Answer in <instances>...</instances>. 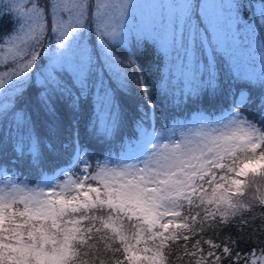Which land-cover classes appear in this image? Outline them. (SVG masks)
Instances as JSON below:
<instances>
[{
  "label": "snow or ice",
  "instance_id": "obj_1",
  "mask_svg": "<svg viewBox=\"0 0 264 264\" xmlns=\"http://www.w3.org/2000/svg\"><path fill=\"white\" fill-rule=\"evenodd\" d=\"M244 6V0H162L150 6L154 15L142 17L139 25L161 37L169 58L165 88L169 80L190 92L195 90L188 87L189 81L215 86L219 77L217 58L234 61L243 56L249 34L264 37V0H248V6L255 9V19L244 21L240 27ZM0 11L18 20L17 32L9 37L13 41L8 49L12 55L0 64V124L7 122V134L14 140L17 156H30V164L37 168L43 161L31 116L26 109H16L20 90H8L11 81L24 78L27 83L30 74L35 77L38 95L34 103L38 108L55 117L60 102L65 101L78 112L91 95L95 112L89 128L111 137L116 124L115 102L101 73L109 79L118 77L120 86L126 87L127 67L112 51V45L125 42V25L109 17L106 0H8L0 4ZM87 31L95 33L96 49L77 39ZM261 49L264 52V42ZM260 62L264 65V55ZM228 120L231 129L222 136V142L216 140V147H209L207 152L200 149L199 155L197 148L182 149L181 143L175 142L170 154L157 153L154 145L155 163H145L144 167L125 164L117 171L105 162L99 163L98 170L97 164L86 165L80 179L67 181L75 191L69 198L52 185L49 195L53 199L33 203L25 197L17 201L12 193L18 191L14 187L18 182L0 167L9 189L5 193L0 188V264H37L45 254L65 264H87L81 257L91 255V249L82 250L102 230L105 243L119 241L109 245L114 257L109 264H163L161 249L166 241L177 238L179 233L174 230L190 229L188 217L193 208L203 209L204 220H226L238 210L234 197L246 196L245 189L251 190L257 178L264 180V132L244 119ZM137 131L138 138L124 144L121 156L130 153L142 137L161 134L143 125ZM171 131L175 132V125ZM128 158L143 163L139 156ZM248 177L252 179L246 181ZM255 192L259 196L253 193V199L264 210V192L258 188ZM185 207L187 214L182 216L177 209ZM97 212L100 215H93ZM74 214L80 218L68 220L71 227L58 223ZM83 221L87 222L85 228L79 227ZM229 251L223 249L224 253ZM212 256L214 253H209V258ZM196 264L207 261L201 257ZM252 264H264V258Z\"/></svg>",
  "mask_w": 264,
  "mask_h": 264
},
{
  "label": "trees",
  "instance_id": "obj_2",
  "mask_svg": "<svg viewBox=\"0 0 264 264\" xmlns=\"http://www.w3.org/2000/svg\"><path fill=\"white\" fill-rule=\"evenodd\" d=\"M152 1L157 4L162 3V0H106L109 17L115 18L119 20L121 24L125 25L123 32V39L125 42H117L112 45V51L119 57L123 65L127 67L126 87L120 86L118 77L115 76V79H109L104 73H101V77L104 79V86L109 90L115 102L114 111L116 113V124L111 137H108L111 147L113 148L114 143L116 145L115 148L124 147L126 142L134 139L128 136V134L120 138V132L122 130L119 126V118L120 116H124L126 109L123 105L126 104L121 105L116 98H119L122 94L127 95L131 101L129 109L134 105L139 121H143L146 118L144 113V101L133 103L135 102V95L133 89L129 87L132 70L131 61L141 70L143 81L150 92L151 99L156 102L158 120L161 119V115L166 111V108L171 109V105L175 106V104L179 103L180 95L183 99L190 97V91H182L179 93V90H169L170 86H172L170 80L165 88L163 82L169 75V58L162 45L161 37L150 28H144L139 25V21L142 17L147 19L154 15V10L150 7L153 5ZM7 2L8 0H0V4ZM244 3L245 6L240 10L241 17L238 20V25L240 27H243L244 21L255 19L254 7L248 6V0H244ZM17 30V18L11 14L0 11V64L4 63L6 58L12 55V53L8 51L9 48L13 47V41L9 39V37L15 34ZM77 39L84 40L93 49L97 48L94 32H83ZM262 42H264V37H262L260 33L249 34V39L247 41L248 46L243 50V56H237L234 59L238 72L235 73L233 70L232 75H229V80L224 76L221 80L220 73V71L223 70L222 63L223 66H225L229 60L224 56L217 58L215 66L219 70V77L216 85L219 86L220 89L213 94L216 98V100L213 101L214 107L210 105V94L199 92L202 87L199 81H189L188 87L195 90L190 92V94L193 96H201L197 99L198 106L194 109L189 108V110H193V112H199V110L205 111L204 102L210 108V111L207 110L209 112L214 110V108L225 110L232 102L234 103L233 108L236 106L249 107L247 104H251L253 100H251V98L254 94V78L260 81L261 84H264V76H261V69L264 65L260 62L261 55H264L261 49ZM15 43L19 44L20 42L15 41ZM39 63L40 61H38V64ZM2 75L3 73L0 72V76ZM96 79L95 76L92 77L93 82H95ZM34 80V74H30L29 77H27V83L24 78H21L11 81L8 85V90H20L16 109H23V105L27 101L35 100L38 91ZM220 98L224 100L220 101ZM205 99L208 100L204 101ZM260 99H264V96H261ZM260 99L256 100V107H260L262 112L264 111V106L261 107L262 100ZM85 104L91 106L90 111L87 110ZM66 107H68L67 103L61 101L56 115L60 113V111L64 112ZM69 110L71 109L69 108ZM169 111H173V114H179L176 110L171 109ZM94 112L95 106L93 99L92 96L89 95L88 98L83 101V105L78 113H76L78 116H82V120H84L83 123L78 125V128H81V134L78 129V135H81L82 139L84 134L90 136L92 135V130L96 131L95 128L91 130L89 128L94 117ZM57 120V130H46V133L50 132L51 134L57 135V138L50 139V137H42L41 140H43V144L46 147H48V145L53 146L54 143H57L59 149H61L67 146L68 140L71 139V132L67 130L68 120L66 116L60 124L59 119ZM40 128L45 131L44 127ZM2 129L3 128H0V131ZM40 132L43 133V131ZM7 133L8 132L3 134L5 143L0 147V152L6 149L8 151L14 150V140H10ZM35 137L39 141L40 149L45 151L38 135H35ZM82 149L83 154L86 155L88 149L85 141L83 142ZM11 157L14 158V156ZM236 202L238 204V210L234 216H229L226 220L216 217L215 222H213L211 218L207 220L202 219L203 209L193 208L191 216L188 217V222L191 224L190 229L174 230L179 233L177 238L166 241L163 249H161L164 253L163 264H196V261L201 259V257L207 261V264H214L217 257L219 258L217 264H252L254 260L264 258V255H262V250H264V210H262L261 205H259L256 200L248 202L242 200ZM177 210L181 212L182 216L187 214V207L178 208ZM193 216L195 220L192 219ZM183 222L182 220L177 221V223ZM86 226V221H83L79 225L81 228H85ZM96 227H100L99 223L96 224ZM102 235L103 230L100 234H97L96 239L88 241L89 247L83 248V252H88L89 248L91 249V255H82L81 257L87 264H99L100 261H103V264H109V261L114 259L111 255L109 245L112 243L118 244L119 241H108L105 243V240L101 238ZM108 235L110 236L111 233H108ZM185 237H187V239H185ZM225 247L229 248L230 251L228 253L223 252ZM153 248L155 249V246H153ZM64 252L67 255L68 249H65ZM193 253H195V255H193ZM209 253H214V256L209 258ZM38 262L39 261H37V263ZM56 263L54 259H50L47 256L40 264ZM59 263L65 264V262Z\"/></svg>",
  "mask_w": 264,
  "mask_h": 264
},
{
  "label": "rangeland",
  "instance_id": "obj_3",
  "mask_svg": "<svg viewBox=\"0 0 264 264\" xmlns=\"http://www.w3.org/2000/svg\"><path fill=\"white\" fill-rule=\"evenodd\" d=\"M152 2L153 4H157L154 1ZM131 65V82L129 83V87H131L134 91L135 102L133 103L144 101V113L146 118L143 121H139L134 105L131 109H129V104L131 101L127 95L122 94L119 98H116V100H118L121 105L126 104L123 105L126 109V112L124 113V116H120L119 118V126L122 130L120 132V138L126 134H128L130 137H133L134 139L138 138L139 133L137 129L140 125L148 128H154L157 133L161 134L158 136L142 137L141 141L130 150V153H126L121 156L123 147L115 148V143L114 148L111 147L109 138L105 135L97 134V131L92 130V135L90 136L84 134L83 139L81 135H77L79 134V131L81 134V128L79 129L78 125L84 121L82 120V116H78L76 114L78 112H73L72 109L69 110V108L66 107L64 112L60 111L61 115L58 113L55 117H53L47 114L41 108H38L34 101L29 100L23 105V109H26L28 114L31 116L33 131L35 135H38L42 144V137H50V139L57 138V135L51 134L50 132H48V134L46 133V130H57V119H59L60 124L65 116L68 120L67 130L71 132V139L68 140L67 146L61 149H59V145H57V143H54L51 148H48L43 144L45 151L40 149L43 161L39 168L30 164V156L26 155L18 157L15 150L13 149L9 151L6 149L3 152H0V167H2L3 170L12 177L13 181L18 182V184H14V187L17 188L18 191L12 193L17 201L25 197L31 198L33 203L35 201L53 199V197L49 195V192L52 190L49 187L52 185L55 187L57 192L63 191L64 198H69L70 195H75L74 186L68 184L67 181L69 179H80V175H83V169L86 165L95 166L97 164L95 170H98L99 163L105 162L108 168H114L119 171L120 168H122L125 164L134 165L139 163L140 167H144L145 163L153 164L155 163L153 159L154 145L156 146V152L163 154L172 153L173 144L175 142H180L182 149L185 146L197 148L196 155L200 154V149H203L205 152H207L209 147H216V140L220 139L222 142V136L230 132L231 125L228 119L233 117L244 119L245 121L257 126L260 131H264V111L261 112L260 107H256V100L260 99L261 96H264V84H261L256 78H254L255 84L253 90L254 94L251 98V100L253 99L252 103L247 104L249 107L236 106L233 108L234 103L232 102L225 110H218L214 108V110L209 112L210 108L204 102V107L206 109L205 111L199 110V112H193V110H189V108H196L198 106L197 99H199L201 96H193L189 92L190 97L183 99V97L180 95L179 103L175 104V106H170L172 110L178 111L179 114H173V111H169L171 109L166 108V111L161 115V119L158 120L156 102L151 99L150 92L146 88L143 81L141 70L134 64L133 61H131ZM222 67L223 70L220 71L221 80L223 76L229 80V75H232L233 70L235 73L238 72L235 61H228L225 66H223L222 63ZM113 78L115 79V76H113ZM184 87V85L172 84L169 90H179L180 93L185 91ZM219 89L220 87L217 85H202L199 92L203 94H210V105L214 107L213 101L216 100V98L213 94H215ZM207 100L208 99H205L204 101ZM223 100V98H220V101ZM260 100H262V107L264 106V99ZM85 106L88 111L91 110V106L89 104H85ZM200 116H203L206 119L198 120L197 117ZM6 124L7 122L0 124V128H3L0 131V136L2 137L3 134L8 132ZM174 125L175 132L173 133L171 128ZM40 127H44L45 131L41 130ZM40 131H43V133ZM84 141L88 149V153L86 155L83 154L82 149ZM3 143H5L4 137ZM165 144L168 145L167 149L163 148V145ZM11 156H14V158ZM129 156H139L142 158L143 163L130 160L128 158ZM158 158L159 157L157 156V159ZM242 158L243 157H241V159ZM127 178L130 179L131 177L129 176ZM251 179V177H248L246 178V181ZM6 183L7 182L4 183V172L0 171V188L5 189V193L9 191V189L6 188ZM257 188L260 190V192H264V180L257 178L252 182L251 190L245 189L246 196H237L234 197V199L236 201L244 200L247 202L254 200L253 193H255L257 197L259 196V193L255 192V189ZM18 207L22 209L23 205L18 204ZM93 215H100V213H93ZM79 218L80 217L78 214H74L72 216L59 219L58 223L71 227V224H67V221L70 219ZM50 223L51 222L49 220L48 226H50ZM130 234L131 233H129V235ZM46 257V255H43V257L38 260L39 262L37 264L42 263ZM55 262H57L56 264H61L56 260Z\"/></svg>",
  "mask_w": 264,
  "mask_h": 264
},
{
  "label": "bare ground",
  "instance_id": "obj_4",
  "mask_svg": "<svg viewBox=\"0 0 264 264\" xmlns=\"http://www.w3.org/2000/svg\"><path fill=\"white\" fill-rule=\"evenodd\" d=\"M71 157V156H70ZM77 165H78V163H77ZM77 165H76V167H77ZM73 170V169H72ZM76 170V169H75Z\"/></svg>",
  "mask_w": 264,
  "mask_h": 264
}]
</instances>
